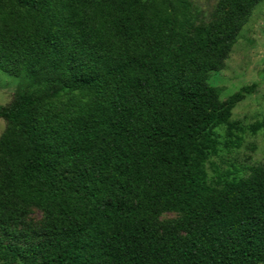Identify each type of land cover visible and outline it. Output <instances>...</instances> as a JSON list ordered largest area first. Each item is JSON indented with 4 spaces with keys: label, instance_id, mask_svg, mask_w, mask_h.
<instances>
[{
    "label": "trees",
    "instance_id": "trees-1",
    "mask_svg": "<svg viewBox=\"0 0 264 264\" xmlns=\"http://www.w3.org/2000/svg\"><path fill=\"white\" fill-rule=\"evenodd\" d=\"M261 1L195 26V0H0V67L28 81L0 104V230L46 214L5 264L264 263V165L219 186L206 169L258 86L221 100L208 79ZM163 212L182 220L161 232Z\"/></svg>",
    "mask_w": 264,
    "mask_h": 264
},
{
    "label": "rangeland",
    "instance_id": "rangeland-1",
    "mask_svg": "<svg viewBox=\"0 0 264 264\" xmlns=\"http://www.w3.org/2000/svg\"><path fill=\"white\" fill-rule=\"evenodd\" d=\"M202 10L195 26L209 25L223 19L228 6L224 0H195ZM222 9V11H220ZM1 42V40H0ZM209 83L218 88L220 99L238 91L242 86L258 82L255 93L247 95L232 109L231 120L237 124L233 136L222 125L215 129L221 141L217 155L206 163L208 177L214 185L233 178H244L254 165H264V134L252 133L248 126L264 118V0L253 10L251 17L238 36L224 69L210 73ZM28 81L24 75H13L0 67V104L9 103L18 90ZM6 129V121L0 118V136ZM240 138V139H238ZM231 140L232 142H227ZM1 177V174H0ZM24 216L9 225V234L0 230V242L13 245H30L42 240L40 229L46 224V214L37 207L21 204ZM161 232L173 228L182 220L178 212H163L155 216ZM183 236L184 233L180 232ZM0 264H5L0 259ZM264 264V263H259Z\"/></svg>",
    "mask_w": 264,
    "mask_h": 264
}]
</instances>
